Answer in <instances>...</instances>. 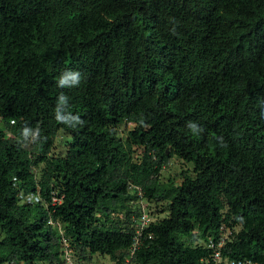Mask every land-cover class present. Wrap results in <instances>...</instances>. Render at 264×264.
<instances>
[{"label":"trees","instance_id":"trees-1","mask_svg":"<svg viewBox=\"0 0 264 264\" xmlns=\"http://www.w3.org/2000/svg\"><path fill=\"white\" fill-rule=\"evenodd\" d=\"M140 200L164 217L138 233ZM223 226V258L264 264V0H0V264H123L136 238V264H211Z\"/></svg>","mask_w":264,"mask_h":264},{"label":"rangeland","instance_id":"rangeland-1","mask_svg":"<svg viewBox=\"0 0 264 264\" xmlns=\"http://www.w3.org/2000/svg\"><path fill=\"white\" fill-rule=\"evenodd\" d=\"M132 125L128 124L127 126H122L120 128V136L121 138L125 137V130L131 129ZM69 140L67 136L63 133H59L55 143L54 148L52 150V154L57 155H63L65 152V141ZM136 156H139L141 154V149L136 148ZM183 170H191V165L185 164L181 160L177 159L176 157H173L169 160L168 165L164 168L161 175L162 181H167L169 178L174 179L175 181H179L181 179L180 173ZM149 212L152 213V217L154 220L156 219H162L164 217L163 213H158L154 207L149 208ZM70 255V254H69ZM62 260L65 261V259L62 257ZM110 257L108 256H100V255H90L86 260H83L78 254L72 253L69 257V261L66 260L63 264H109ZM41 264V263H40ZM48 264V263H45Z\"/></svg>","mask_w":264,"mask_h":264},{"label":"built area","instance_id":"built-area-1","mask_svg":"<svg viewBox=\"0 0 264 264\" xmlns=\"http://www.w3.org/2000/svg\"><path fill=\"white\" fill-rule=\"evenodd\" d=\"M19 198L22 202L25 203H31V202H38L40 200V198L38 197V195L36 194H20ZM52 205L54 206L55 204H58L56 198H52ZM152 221V219L150 218L149 213L144 209H142V214L139 217L138 220V233H140L145 227H147L149 225V223ZM48 224L49 225H56L59 227L58 223H53V221L51 219L48 220ZM228 241V233L222 228L221 229V233L219 235V237L214 240L212 238L209 239L208 243H207V247L210 248L211 250H213V259L211 264H252L250 262H235L232 260H229L227 258H223L221 256V249L224 248V245L226 244V242ZM138 244V239H135V242L133 244V247L131 248V250L129 251V256L126 258L125 260V264H134L133 262H131L132 256L134 254V251L137 247ZM64 253H65V258L66 260L69 261V250H68V246L66 243H64Z\"/></svg>","mask_w":264,"mask_h":264},{"label":"clouds","instance_id":"clouds-1","mask_svg":"<svg viewBox=\"0 0 264 264\" xmlns=\"http://www.w3.org/2000/svg\"><path fill=\"white\" fill-rule=\"evenodd\" d=\"M80 81H81V74L78 71H66V72L62 73L61 76L59 77V79H58V87H60V88H66V87L78 86L79 83H80ZM67 102H68V97L66 95H64L63 93H61L58 96V98H57V107L55 109V119L58 122L64 123V124H66L68 126L71 125V121H73V120L76 123H81V121L79 120L78 117H76V116H70L68 113H66L65 108L67 106ZM190 127H192L193 129L196 128V126L194 124L190 125ZM37 132H38V130H37ZM28 133H29V129L27 127H25L23 129L22 135L24 137H27L28 136ZM138 204L141 205V214H142V209L145 208V210L149 213L150 218L152 219V221L150 223L154 222L155 220L152 217V213L149 212V209L146 208L148 204L146 202H143V200H140V202H138ZM150 207H151V205H150ZM59 227H60V225H59ZM222 228L228 233V241L226 242V244H227L231 240V231L228 228L226 229L224 226ZM209 239H208V241H209ZM207 243L204 242V245H206V247H207ZM226 244L224 245V247L226 246ZM132 247H133V245H132ZM131 248L127 251L126 257L124 258V261H123V264H125V260L129 256V251L131 250ZM68 250H69V254L71 255L73 252L69 248H68ZM134 253H135V251H134ZM70 255H69V257H70ZM65 256L66 255L64 253V246H63V258L65 259V262H66ZM212 259H213V254H212ZM131 262H133L134 264H136L134 262V254L132 256ZM109 264H114V261L110 260Z\"/></svg>","mask_w":264,"mask_h":264}]
</instances>
